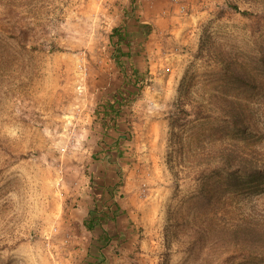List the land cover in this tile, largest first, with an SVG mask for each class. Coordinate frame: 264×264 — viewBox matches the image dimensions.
Instances as JSON below:
<instances>
[{"label":"rangeland","instance_id":"1","mask_svg":"<svg viewBox=\"0 0 264 264\" xmlns=\"http://www.w3.org/2000/svg\"><path fill=\"white\" fill-rule=\"evenodd\" d=\"M130 1L0 0V264H84L103 178L111 264H264V0H137L136 86L111 55Z\"/></svg>","mask_w":264,"mask_h":264},{"label":"trees","instance_id":"2","mask_svg":"<svg viewBox=\"0 0 264 264\" xmlns=\"http://www.w3.org/2000/svg\"><path fill=\"white\" fill-rule=\"evenodd\" d=\"M136 3L137 0L130 1L131 8L124 12L122 23L113 26L110 34L111 43L113 45V50L111 52L112 58L121 69L122 74L127 78V81L131 82L134 86H136V84H140L144 77L143 73L132 63V60L135 57L133 51L131 49L126 50L124 47L127 46L128 43L131 44L130 40H128V34L130 33V30H128L127 24L131 19H134L137 23V25H135V29L137 31H141L144 38H146L150 34V31H152L151 23L144 20L138 13H136ZM140 56L141 54L137 57ZM129 67L131 68V73L129 72ZM261 83H264V76L261 77ZM131 95L132 93L126 95L118 91L113 96H111L110 100L105 101L103 105V111L98 112V117L102 122L104 132L110 130L109 127L111 121L113 125L112 128L115 130L117 129L116 120L124 108L129 105V99ZM238 129L243 131L241 128ZM123 134L124 133L119 132L118 136L113 140V142L94 152L93 155L96 157H93V160L101 159L103 157L107 159L109 156H116L115 160H119V158H121V154L124 153L120 148V142H122L125 137ZM249 171L251 175L256 176L258 179L262 178L264 180V168L254 167L250 168ZM243 172L247 173V169L243 170ZM231 173L234 175V171ZM246 179L247 178L240 179L239 184H246ZM91 180V188L95 192L97 187H99V181H97L96 177H93L92 175ZM108 185L109 183H107V178H103V183L101 185L102 194H108L109 198L105 197L103 200L97 199V203H95V205L89 209V216L85 219L87 228L90 231L95 232V235L91 239L84 264H111L110 250L115 248L114 239L120 238V234L122 233V229L117 231V228L115 227L114 229L112 228L114 230L112 232L107 226V223H109L111 220L115 221L119 213L122 212L121 205L114 198L115 188L121 186V181L111 184L114 189L111 192L107 191L106 186ZM259 187L260 185L258 188ZM255 259H258V257H255Z\"/></svg>","mask_w":264,"mask_h":264}]
</instances>
